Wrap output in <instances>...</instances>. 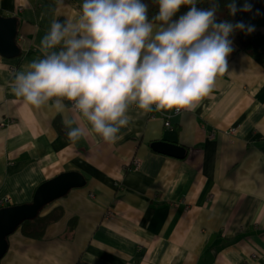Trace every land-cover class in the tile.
Segmentation results:
<instances>
[{"label":"crops","instance_id":"1","mask_svg":"<svg viewBox=\"0 0 264 264\" xmlns=\"http://www.w3.org/2000/svg\"><path fill=\"white\" fill-rule=\"evenodd\" d=\"M83 2L0 0L18 19L20 47L15 58L0 55V200L30 203L41 183L67 171L86 181L42 207V237L20 226L10 234L0 264H264V68L233 44L229 72L194 109L130 105L128 125L105 142L86 119L68 126L73 112L51 102L36 109L11 87L43 58L53 21L76 22ZM247 23L264 50V20ZM77 126L84 135L73 142L67 131ZM155 142L185 154L158 152Z\"/></svg>","mask_w":264,"mask_h":264},{"label":"clouds","instance_id":"2","mask_svg":"<svg viewBox=\"0 0 264 264\" xmlns=\"http://www.w3.org/2000/svg\"><path fill=\"white\" fill-rule=\"evenodd\" d=\"M198 2L157 0L149 21L142 0H84L76 22L53 21L41 41L43 58L15 74L12 92L36 109L51 102L58 112H73L66 125L82 117L108 143L128 125L130 105L144 112L192 110L229 72L230 37L255 31L244 20L218 21L216 0L207 9ZM182 6L189 10L173 20ZM253 7L251 0L226 4L231 17L261 15ZM83 135L80 126L67 131L73 142Z\"/></svg>","mask_w":264,"mask_h":264},{"label":"water","instance_id":"3","mask_svg":"<svg viewBox=\"0 0 264 264\" xmlns=\"http://www.w3.org/2000/svg\"><path fill=\"white\" fill-rule=\"evenodd\" d=\"M18 19L0 14V55L15 58L20 54L16 38ZM151 147L161 153L183 157L185 150L167 142H155ZM84 176L77 171H67L41 183L30 203L9 205L0 208V261L8 248V236L16 231L21 222L32 219L46 204L65 195L70 189L85 185Z\"/></svg>","mask_w":264,"mask_h":264},{"label":"trees","instance_id":"4","mask_svg":"<svg viewBox=\"0 0 264 264\" xmlns=\"http://www.w3.org/2000/svg\"><path fill=\"white\" fill-rule=\"evenodd\" d=\"M148 6V18L149 21L152 20L158 11V3L157 0H142ZM219 3L220 7L217 13V20H231L233 22L244 20L247 22L249 19L254 20H264V0H251L253 3V12L256 9H259L261 15L253 16V13H243L238 12L235 17H231L228 14V10L226 8V4L229 0H216ZM244 0H237V6L241 7L243 5ZM197 8L207 9L211 6L210 0H199L197 3ZM189 10L188 6H182L180 10L173 17V20H178L179 17L185 14ZM0 14L4 15L1 11ZM256 34L252 33L250 35H245L243 32H236L233 34L230 39L233 40V44L236 46L237 51L245 52L250 55L259 65L264 68V50L259 47L254 41ZM49 224L48 218H42L39 215L32 219H27L21 222L20 227L24 234L40 238L43 236L45 227Z\"/></svg>","mask_w":264,"mask_h":264},{"label":"built area","instance_id":"5","mask_svg":"<svg viewBox=\"0 0 264 264\" xmlns=\"http://www.w3.org/2000/svg\"><path fill=\"white\" fill-rule=\"evenodd\" d=\"M180 111H181V110H180ZM180 111H176V110L174 109V113H178V112H180ZM164 124H165V126H167V127H170V126H171V122H170V119H169V115H168L167 119H165ZM139 163H140V162H139L138 160H135V164H136V165H139ZM8 201H9V199L0 200V208L4 207V205H5Z\"/></svg>","mask_w":264,"mask_h":264},{"label":"rangeland","instance_id":"6","mask_svg":"<svg viewBox=\"0 0 264 264\" xmlns=\"http://www.w3.org/2000/svg\"><path fill=\"white\" fill-rule=\"evenodd\" d=\"M9 202V201H8Z\"/></svg>","mask_w":264,"mask_h":264}]
</instances>
